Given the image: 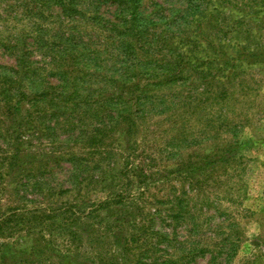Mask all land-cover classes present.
Masks as SVG:
<instances>
[{"label":"rangeland","instance_id":"374dc122","mask_svg":"<svg viewBox=\"0 0 264 264\" xmlns=\"http://www.w3.org/2000/svg\"><path fill=\"white\" fill-rule=\"evenodd\" d=\"M30 1L0 0V264H264V0Z\"/></svg>","mask_w":264,"mask_h":264},{"label":"trees","instance_id":"16d2710c","mask_svg":"<svg viewBox=\"0 0 264 264\" xmlns=\"http://www.w3.org/2000/svg\"><path fill=\"white\" fill-rule=\"evenodd\" d=\"M39 1H41V2H43V1H45V4H46V9H48L49 8V4L51 3V1H53V5L52 6H54L56 3H60L61 2V4H60V6H62L63 5V2H64V0H31L30 2H33V4L34 3H36V4H40L39 3ZM35 4V5H36ZM44 4V3H43ZM45 4H44V7H45ZM43 7V6H42ZM71 8V7H70ZM72 19H73V13L75 12V10H73V8H72ZM64 13L63 14H65V16H67V13L69 12V7H68V4L67 5H65V8H64V11H63ZM41 14V13H40ZM52 36H50L49 37V39L51 38ZM38 43V45H40V46H42V43L43 42H37ZM47 49H49V51H51V49H50V47H51V44H47ZM56 53V54H55ZM51 54L53 55V56H51L50 57V59L52 58L53 59V61L54 62H56V59L54 58L55 57V55L57 56L58 54H57V51H54V50H52L51 51ZM49 55V54H48ZM21 65H23V60L20 62V64H18V67H20ZM14 72H15V70H14ZM66 73H67V70L65 71V69H63L61 72H60V74H63V75H66ZM69 73V72H68ZM18 74V71H16V75ZM65 79H67V76L66 77H64ZM12 79V78H11ZM11 79H9V80H11ZM13 80V79H12ZM9 81V83H7L6 82V84L8 85H5L4 86V84L5 83H3V82H0V98L3 100V101H5L6 99H7V101H8V103L11 105L10 106V109H11V114H12V116L14 117V122H13V124L14 125H16V128L18 129L19 127H21V123H20V118H22L23 117V100L21 99V98H18V99H16V94H15V87L16 86H14V84L16 83V85H17V83H18V80H13V81ZM12 82V83H11ZM21 96H24V94H22L21 93ZM44 97V96H43ZM13 98H15V99H13ZM17 100V101H16ZM13 102H14V105H13ZM30 111V110H29ZM73 161H75V159L74 160H72V162ZM77 161V160H76ZM73 166V168H74V170H75V168H77V163L75 162V164H73L72 165ZM118 203H120V202H118ZM109 205V203H104V204H101L99 207H98V209L96 210V211H93V212H91L90 214H91V216H92V214H94L95 212H97V214L100 212V209H103V208H105L106 206H108ZM10 214V213H9ZM117 224H119V222H114V225L116 226ZM118 241L120 242V244H124V242L123 241H120L119 239H118ZM146 254H143V255H141L140 256V261H139V264H144L143 263V260H144V258L146 257L145 256Z\"/></svg>","mask_w":264,"mask_h":264}]
</instances>
